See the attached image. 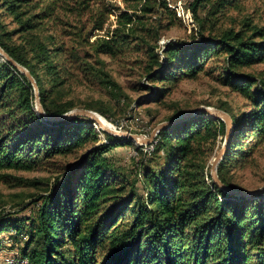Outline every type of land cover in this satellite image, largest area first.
Listing matches in <instances>:
<instances>
[{"label":"trees","instance_id":"obj_1","mask_svg":"<svg viewBox=\"0 0 264 264\" xmlns=\"http://www.w3.org/2000/svg\"><path fill=\"white\" fill-rule=\"evenodd\" d=\"M58 1L0 0V48L31 75L42 112L49 116L72 108L60 94L72 73L66 58L75 57L66 56L63 44L55 41ZM121 1L113 28L90 42L86 35L85 45L94 56L110 58L131 43L141 49L144 79L161 85H141L149 97L163 94L164 83L193 77L207 60L220 58V84L238 94L246 109L224 110L231 130L216 175L228 188L243 191L228 172L264 142V70H244L264 61V23L245 16L214 31L217 20L237 7L236 0H191L187 8L197 26L195 40H167L158 53V31L173 24L174 10L166 0ZM109 13L92 10L91 29L102 30ZM79 58L82 72L118 91L102 60L93 66ZM91 122L84 116L44 119L34 109L26 77L0 57V176L4 170L30 169L39 155L48 158L89 145L56 177L55 190L37 198L28 232L18 229L16 218L0 219V233L11 230L13 238H24L18 257L26 264H264V190L233 195L215 185L209 173L208 154L217 135L223 140L220 119L195 112L157 132L151 152L160 164L140 170L143 198L132 183L127 189L120 184V168L106 156L132 141L102 131L100 142Z\"/></svg>","mask_w":264,"mask_h":264},{"label":"rangeland","instance_id":"obj_2","mask_svg":"<svg viewBox=\"0 0 264 264\" xmlns=\"http://www.w3.org/2000/svg\"><path fill=\"white\" fill-rule=\"evenodd\" d=\"M176 19L168 28H160V37L156 41V52L167 40L189 42L197 29L196 23L187 8L191 0H166ZM56 15L57 24L55 41L61 42L66 49V56L72 54L75 58H66L71 70V77L61 89L62 100L70 101L72 109L93 107L101 113L91 110L105 121L110 128L131 134H144L159 123L166 121L176 112H184L198 106L209 107L212 110L236 113L245 110V101L235 92L221 85L218 78L221 72L220 58L207 60L202 71L193 77L180 76L172 82L164 83L166 89L159 97L147 96V91L141 85L161 86L160 83L146 82L143 77L142 64L144 57L141 49H136L132 43L125 47L117 56L110 58L105 55L94 56L85 45L87 35L90 42L96 36H104L106 31L113 28L115 14L122 10L121 0H59ZM236 6L229 8L217 20L214 31L221 27L232 25L245 16L253 23H264V0H236ZM99 8L101 13L109 10L102 30L91 29L92 10ZM118 8V9H117ZM203 9L198 7L197 14L202 15ZM7 20V19H5ZM47 30L46 34L50 33ZM45 33L41 32V36ZM82 38V39H80ZM78 52V53H77ZM83 55L93 66L97 60H102V70L117 85L118 91L106 87L97 79L82 72L83 65L77 63ZM246 72L256 73L264 70V61L244 69ZM103 113V114H102ZM226 113V112H225ZM227 114V113H226ZM23 118L16 114L15 118ZM33 125L34 122L31 121ZM92 127L97 132L100 142L105 138L101 129L94 122ZM21 133H18L19 137ZM112 135V134H111ZM119 137V136H116ZM122 139H126L121 137ZM156 139L148 144V152H144V145L131 142L114 147L107 158L120 168L118 181L125 189L132 183L137 196L143 198L144 190L140 178L143 166L156 168L160 164L158 154L151 152ZM222 136L217 135L212 151L208 154L206 163L210 162L221 146ZM89 146L73 150L67 154H57L48 158L37 156L32 166L27 170H4L0 176V219H18V229L28 232L30 219L36 213V200L45 190H55L56 177L64 173L83 151ZM138 148V149H136ZM228 176L232 183L244 190H252L264 185V142L254 148L251 156L242 164L230 168ZM13 231L0 233V264H26L25 258L18 257L24 238L12 237ZM4 258H6L4 260ZM4 260V261H3Z\"/></svg>","mask_w":264,"mask_h":264},{"label":"water","instance_id":"obj_3","mask_svg":"<svg viewBox=\"0 0 264 264\" xmlns=\"http://www.w3.org/2000/svg\"><path fill=\"white\" fill-rule=\"evenodd\" d=\"M0 57H1V59L4 58L5 60L9 61L13 66L16 67V69L20 73H22L26 77L27 81L29 82V84L31 85L32 90H33L34 109H35L36 113L41 114L43 116V118L46 120H58V119H64V118H71L73 116H84V117L90 119L91 121H93L94 124H96L98 126V128L104 132H107V133L112 134L114 136L124 137L127 140H130V141L135 142L137 144H147L153 140L154 136L157 134V132L160 129H162V128L174 123L175 121H177L181 118H184L185 116H188L192 113L200 112V113H204L206 116H208L210 118L220 119L224 123V135H223V140H222L221 146L216 151V153L214 154V156L212 157V159L210 161L209 173H210L212 181L219 188H221L222 190H224L230 194H233V195H250V194H256V193L264 190V185L261 187H258L256 189H252V190H243V191L232 190L219 181V179L216 175V164L221 159V157L224 153V150L226 148L227 139H228V136H229L230 130H231V121H230L229 116L225 112L212 110L209 107L198 106L196 108H193L191 110L186 111L185 113H183L181 116H179L177 118H173L171 120H166V121H163V122L157 124L149 132L148 136H144L142 134H131L128 132L115 130L113 128L105 126L104 124H102L99 121L97 114L91 110H88V109H83V108L72 109V110H69L68 112L61 114V115L49 116V115H46L42 112V109H41V106L39 103L38 94H37L36 84H35L33 78L31 77V75L28 73V71L25 68H23L22 66L16 64L13 60H11L6 55V53L2 51L1 48H0Z\"/></svg>","mask_w":264,"mask_h":264},{"label":"bare ground","instance_id":"obj_4","mask_svg":"<svg viewBox=\"0 0 264 264\" xmlns=\"http://www.w3.org/2000/svg\"><path fill=\"white\" fill-rule=\"evenodd\" d=\"M211 110V109H210ZM98 119H99V121L102 123V124H104L105 126H108L107 124H105V121L104 120H102V119H100L99 117H98ZM109 127V126H108ZM144 135V134H143ZM145 136V135H144ZM156 136V135H155ZM155 136H154V138H153V140L152 141H154V139H155ZM151 141V142H152ZM150 142V143H151ZM150 143H148V144H150Z\"/></svg>","mask_w":264,"mask_h":264},{"label":"built area","instance_id":"obj_5","mask_svg":"<svg viewBox=\"0 0 264 264\" xmlns=\"http://www.w3.org/2000/svg\"><path fill=\"white\" fill-rule=\"evenodd\" d=\"M143 135V134H142ZM144 145V152H148V143L147 144H143ZM6 258H4V260H5ZM3 260V261H4Z\"/></svg>","mask_w":264,"mask_h":264}]
</instances>
